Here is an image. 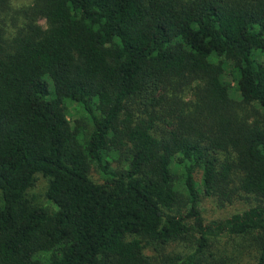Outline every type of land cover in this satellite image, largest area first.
I'll use <instances>...</instances> for the list:
<instances>
[{
    "label": "trees",
    "instance_id": "16d2710c",
    "mask_svg": "<svg viewBox=\"0 0 264 264\" xmlns=\"http://www.w3.org/2000/svg\"><path fill=\"white\" fill-rule=\"evenodd\" d=\"M13 1L0 264H264V0Z\"/></svg>",
    "mask_w": 264,
    "mask_h": 264
},
{
    "label": "rangeland",
    "instance_id": "374dc122",
    "mask_svg": "<svg viewBox=\"0 0 264 264\" xmlns=\"http://www.w3.org/2000/svg\"><path fill=\"white\" fill-rule=\"evenodd\" d=\"M13 3H15V5H23L27 4L28 0H14ZM228 79L232 81V84H234L232 77H228ZM68 105L70 109V120L73 124L76 120L85 119L84 113L76 103L71 102ZM92 175L99 180L101 179L99 173L96 171H93ZM48 184V178H46L42 174H38L34 186H32L29 190V195L35 198V202L37 204L46 206L50 209V211H53L56 208L54 203L47 199L45 196ZM199 188L202 192L203 188L200 184ZM249 200H251V198L245 196H237L232 199V201H227L226 203H224V205H221L214 199L211 200L210 198H206L201 204L202 214L207 221L221 220L230 216L236 211L247 208L249 205ZM242 264H253V260H251L248 256H244Z\"/></svg>",
    "mask_w": 264,
    "mask_h": 264
}]
</instances>
